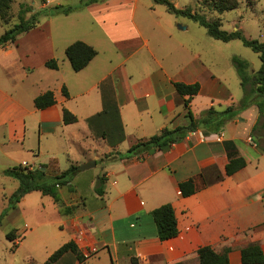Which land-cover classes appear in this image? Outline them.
I'll return each mask as SVG.
<instances>
[{
    "label": "crops",
    "instance_id": "obj_1",
    "mask_svg": "<svg viewBox=\"0 0 264 264\" xmlns=\"http://www.w3.org/2000/svg\"><path fill=\"white\" fill-rule=\"evenodd\" d=\"M27 1L12 13L13 24L20 5L29 6L27 19L79 2ZM169 1L177 9L198 12L194 3L199 0ZM246 6L253 23L240 11ZM203 10L212 15L198 12L207 19H220L221 29L224 13L240 11L227 32L240 30L246 39L249 33L264 35V0H239L237 9L222 14ZM199 28L151 0H106L67 15L39 18L15 42L0 46V193L18 188L4 170L25 164L51 180L71 165L94 161V167L78 170L57 187L62 209L69 214L60 213L53 199L40 192L25 195L15 206L21 211L33 193L49 197L61 234L75 243L84 264H199L196 252L202 247L227 253L228 264H241V251L249 246H259L264 254V95L251 96L218 132L197 129L169 147L126 154L165 128L186 125L187 97L176 92L175 83L199 85L189 102L195 118L241 101L238 76L236 85L229 78L231 56L216 55L222 47L215 42L221 41ZM76 41L97 52L79 72L65 57L66 47ZM50 60L57 61L58 69L45 67ZM247 64L251 75L260 68ZM47 91L55 104L35 109L34 99ZM104 96L117 106L124 130V140L114 148L96 138L86 123L102 111ZM64 109L76 123L63 124ZM231 153L245 167L227 176ZM100 177L105 180L102 195L95 192ZM189 180L195 192L182 197L178 186ZM166 204L174 210L178 234L160 241L151 212Z\"/></svg>",
    "mask_w": 264,
    "mask_h": 264
},
{
    "label": "trees",
    "instance_id": "obj_2",
    "mask_svg": "<svg viewBox=\"0 0 264 264\" xmlns=\"http://www.w3.org/2000/svg\"><path fill=\"white\" fill-rule=\"evenodd\" d=\"M106 0H79L72 6H55L48 10H43L38 13L30 14L26 19L25 16L30 13L25 5H20L19 13L16 22L10 26L0 36V46L6 43H13L18 36L29 31L37 26L39 18L53 16L57 14L67 15L72 12L79 11L84 7L100 3ZM154 4L163 6L166 11L176 17L181 16L198 24L206 30V33L212 39L227 43L233 40L239 41L245 48L250 49L258 55L260 60L259 70L251 75L247 62L232 57L231 62L234 66L236 74L240 80V86L243 91V97L236 107H227L224 111L218 112L214 109H208L202 112L198 118H195L189 110V102L192 97L198 94L199 85H185L175 83L174 88L181 97H187L183 101L185 111L184 119L186 125L176 127L174 129H163L157 135L149 138L146 141H140L130 147L127 155H140L145 152L169 147L172 144L182 140L187 133L203 129L206 132H218L225 123L235 118L238 112L244 109L254 94L264 95V43L257 40L246 39L240 30L227 32L221 29L219 18L207 19L205 15L198 12H192L191 8L177 9L169 0H151ZM45 3V0H42ZM13 0H0V23L10 25L13 21L11 14ZM239 0H206L203 6L209 11L217 14L232 11L237 9ZM97 52L89 45L76 41L68 45L65 49V57L68 60L72 70L79 72L84 69L88 63L96 56ZM48 69H58V63L55 60H50L45 63ZM252 77L255 78L252 80ZM62 93L67 97V92L62 89ZM103 109L95 116L88 118L86 123L92 134L96 138L104 140L108 146L114 148L124 140V130L119 117L118 108L115 103L104 96ZM34 107L37 110H44L55 104L54 96L51 91H47L37 96L33 101ZM261 106V105H260ZM62 122L64 125H70L77 122L75 116L67 110L62 112ZM229 162L226 165V175L230 176L238 170L245 167V161L242 158L236 157L235 153L229 154ZM78 172L77 167L71 165L68 169L61 172L59 175L46 182L45 173L41 169L29 170L18 166L4 170V176L15 179L18 182V188L14 191L11 197V206L15 207L17 203L27 194L31 192H40L44 196H49L55 204L60 208V213L69 214L67 209H62L57 187L65 185ZM105 180L100 177L95 188L98 195L103 194V186ZM179 192L182 197H189L195 192L193 181L189 180L180 183ZM153 222L156 227V235L160 241H166L177 236L178 230L176 227V218L174 210L170 204L163 205L151 212ZM6 238L13 242L15 237L13 232L6 234ZM67 254L74 256L78 264H84V257L73 241L67 242L54 251L43 264H57ZM199 264H228L227 253L217 254L209 247H202L196 252ZM132 264H135L134 262ZM183 264V263H176ZM241 264H264V254L257 245L249 246L241 251Z\"/></svg>",
    "mask_w": 264,
    "mask_h": 264
},
{
    "label": "rangeland",
    "instance_id": "obj_3",
    "mask_svg": "<svg viewBox=\"0 0 264 264\" xmlns=\"http://www.w3.org/2000/svg\"><path fill=\"white\" fill-rule=\"evenodd\" d=\"M26 0H15L14 6L11 8V14L17 10L18 4ZM206 0H199L194 3V7L198 8V12L202 11L208 18L212 15L203 10V2ZM30 3V0L27 1ZM36 2H38L36 0ZM63 6H66L63 4ZM245 6V3H244ZM26 7H29L28 5ZM55 7V6H53ZM52 7V8H53ZM243 7V15L246 17L247 23H253L254 19L249 18L250 13ZM232 11L222 15V30L228 31L230 29V20L236 18L240 13ZM241 14V13H240ZM13 15V14H12ZM15 19L13 18V21ZM264 24V17L260 21ZM11 25L13 24L10 23ZM10 25L0 23V36L8 29ZM199 31L204 32L203 28ZM250 34V35H249ZM247 38L264 42V35L249 33ZM250 36V37H248ZM215 42V41H214ZM218 43L222 49L216 52V55H230L238 57L255 68H259L260 61L257 54L250 49L245 48L239 41L231 42L230 44ZM229 78L236 85L237 74L234 66L230 60L229 64ZM255 78L252 77V80ZM0 176V184L2 183ZM50 182L51 180H45ZM5 186H9L5 184ZM8 189L5 195L0 193V264H43L48 257L56 251L60 246L67 242V237L61 234L58 227L59 220L55 216L56 211L54 204L49 197H41L38 193H33L24 199L21 211H17L15 207L11 206L12 192ZM9 192V193H8ZM16 206V205H15ZM9 232L16 233L13 242L6 238ZM57 264H78L74 256L67 254Z\"/></svg>",
    "mask_w": 264,
    "mask_h": 264
},
{
    "label": "water",
    "instance_id": "obj_4",
    "mask_svg": "<svg viewBox=\"0 0 264 264\" xmlns=\"http://www.w3.org/2000/svg\"><path fill=\"white\" fill-rule=\"evenodd\" d=\"M182 28H184V27H182ZM94 166H95L94 161H91V162H87V163H85L83 165L78 166L77 167V170H79V171H85V170H88V169H90V168H92Z\"/></svg>",
    "mask_w": 264,
    "mask_h": 264
},
{
    "label": "built area",
    "instance_id": "obj_5",
    "mask_svg": "<svg viewBox=\"0 0 264 264\" xmlns=\"http://www.w3.org/2000/svg\"><path fill=\"white\" fill-rule=\"evenodd\" d=\"M193 134H195V132L193 131V132H190L189 133V135H193ZM188 136V135H187ZM22 167H24V168H26V165L25 164H23V166ZM95 250H93L92 252H94Z\"/></svg>",
    "mask_w": 264,
    "mask_h": 264
}]
</instances>
